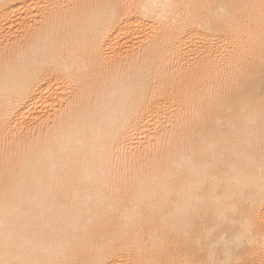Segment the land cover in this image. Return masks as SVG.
<instances>
[{
	"label": "bare ground",
	"instance_id": "bare-ground-1",
	"mask_svg": "<svg viewBox=\"0 0 264 264\" xmlns=\"http://www.w3.org/2000/svg\"><path fill=\"white\" fill-rule=\"evenodd\" d=\"M103 2L0 0V220L6 201L13 206V224L24 223L16 219V205L23 201L26 207L29 200L41 202L49 214L42 226L41 258H65L67 252V258L87 261L95 259L101 249L112 248L109 259L115 264H139L149 258L147 251L141 250V236L147 240L157 234L161 223L159 211L150 213L147 205L157 209L163 206L172 212L183 204L188 186L198 185L195 194L209 208H219L229 218L234 206L244 208L243 214L236 217L237 230L246 227L256 243L241 255L248 264H261L264 211L259 202L255 211L244 205V200L257 196L264 180L259 149L254 154L245 151L250 139L258 142V136L249 137L245 125L250 117L259 121L264 100L259 77L252 83L247 106L239 107L232 117L241 125L233 146L234 165L214 161L213 152L218 155L222 146L216 144L213 148L211 138L201 145L198 133L194 142L192 131L196 114L203 111L207 118L210 112L209 92L232 82L238 53L250 43L243 18L254 15L258 19V8L238 9L232 27L221 33L206 36L198 27L189 29L180 51L167 56L159 66L162 86L155 98L149 94L133 116L122 138L123 152L108 162L103 134L77 136L71 121L75 114L83 115L95 108L97 94L128 89L127 67L121 62H130L132 53L140 51L152 30L159 32L164 25L145 24L143 33L133 29L117 47L125 26L105 45L112 63L101 67L84 55L83 43L95 14L88 6ZM134 2L197 5L180 11L191 12L198 19L218 12L224 0ZM235 2L259 5L260 0ZM155 11L162 16L168 12L164 8ZM256 51L258 55V44ZM45 60H54L55 70L45 73L17 104L15 93L23 86L26 74ZM214 124L213 116L209 128ZM255 130L258 133V123ZM57 134L61 139L50 151L48 141ZM69 155L75 162L72 177L65 175ZM88 173L92 180L86 183L84 176ZM98 206L103 209L100 213L96 211ZM89 211L84 218L86 224L82 223L79 214ZM70 236L76 239L70 240ZM227 259L222 247L212 249L209 264Z\"/></svg>",
	"mask_w": 264,
	"mask_h": 264
},
{
	"label": "snow or ice",
	"instance_id": "snow-or-ice-1",
	"mask_svg": "<svg viewBox=\"0 0 264 264\" xmlns=\"http://www.w3.org/2000/svg\"><path fill=\"white\" fill-rule=\"evenodd\" d=\"M88 7L93 8L95 14L88 39L83 43V53L92 63L101 67H107L112 63L105 45L113 35L125 29V26L127 29L124 35H119L117 38V47L122 46L120 40L130 35L133 29L143 33L145 24L164 25L159 32L152 30V35L140 45V51L132 53L130 62H121L127 67L125 76L129 81L128 89L103 95L97 94L95 108L83 115L75 114L71 121V127L77 136H85L89 132L103 134V151L108 162L118 159L123 152L122 138L128 131L133 116L148 99L149 94L151 93L155 98L156 90L162 86L159 66L163 65L167 56L180 51L182 42L189 35V29L198 27L206 36L221 33L226 27H232L238 9L258 8V19L254 15L243 18V27L250 43L238 53L237 71L232 82L226 88L211 90L208 94L210 112L207 118L203 111H200L193 121V141H196L197 133L201 145L211 138L214 141L213 148L216 144L222 146L218 155L215 151L213 152V160L218 159L234 165L233 146L241 125L232 118L233 114L239 107L247 106L252 96V83L257 77L264 86V0H260L259 5H240L235 0H224L219 5L218 12L198 19H194L191 12L180 11L184 8L197 7L193 4L168 2L148 5L137 4L134 0H104L103 3ZM160 8L168 10L167 14L159 15L155 10ZM77 46L79 47L78 42ZM55 67L54 60H45L30 69L23 86L16 90V103L19 104L45 73L53 72ZM91 102L90 98L89 103ZM213 116L215 124L209 128ZM5 119L7 120V114ZM257 123L258 133L255 130ZM245 131L249 137L258 136V142L249 140L245 151L254 154L259 149L261 175L264 176V100L261 101L259 121L250 117L245 125ZM60 139L61 137L57 134L48 141L50 151L54 150ZM74 164V157L69 155L65 163V175L73 176ZM40 179L43 182L42 176ZM91 180L92 174H85L84 182H91ZM198 187V185H189L184 193L183 204L178 205L172 212H168L163 206L157 209L152 204L147 205L150 213L159 211L161 223L157 234L150 235L147 240H143L141 236V250L147 251L149 258L140 261L139 264H209L211 250L220 247L224 249L228 259L217 261V264H248L241 253L248 246H255L256 242L251 231L246 227L241 231L237 230L236 217L243 214L244 208L234 206L231 209L232 216L229 218L219 208L213 210L206 206L195 194ZM257 202L264 211V180L259 185L257 196L251 200H244V205L248 210L255 211ZM163 203L162 201L161 204ZM12 207V204L6 201L4 217L0 220V227L3 228L0 247L4 253L0 264H115L114 260L109 259L113 252L112 248L101 249L95 259L87 261L67 258V252L64 254L65 258L58 256L41 258V240L44 235L42 226L49 218L45 204L33 203L29 200L26 207L23 201L16 205L15 213L18 214L16 219H23V224L11 223L14 216V213L10 211ZM102 210V206L96 208L97 213ZM88 214L90 211L79 214L82 223L86 224L84 218ZM69 239L74 240L76 237L70 236ZM214 240L215 243H213ZM260 252L264 255V242L260 244ZM261 264H264V260Z\"/></svg>",
	"mask_w": 264,
	"mask_h": 264
}]
</instances>
